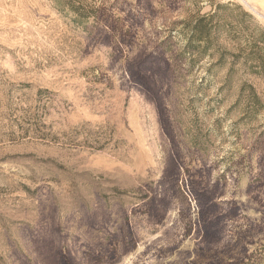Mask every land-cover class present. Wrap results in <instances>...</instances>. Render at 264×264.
Returning <instances> with one entry per match:
<instances>
[{"label": "rangeland", "instance_id": "374dc122", "mask_svg": "<svg viewBox=\"0 0 264 264\" xmlns=\"http://www.w3.org/2000/svg\"><path fill=\"white\" fill-rule=\"evenodd\" d=\"M71 1L0 0V264H264L262 13Z\"/></svg>", "mask_w": 264, "mask_h": 264}, {"label": "trees", "instance_id": "16d2710c", "mask_svg": "<svg viewBox=\"0 0 264 264\" xmlns=\"http://www.w3.org/2000/svg\"><path fill=\"white\" fill-rule=\"evenodd\" d=\"M57 2L62 5L65 6L69 9L70 12H72L75 16V19L78 21H85L86 19H88L89 17V13L86 12L82 6L80 5H76L74 4V2H72L71 0H57ZM96 18V17H95ZM201 23H198L196 25V32L197 33H202L203 32V26Z\"/></svg>", "mask_w": 264, "mask_h": 264}, {"label": "crops", "instance_id": "0c3cea01", "mask_svg": "<svg viewBox=\"0 0 264 264\" xmlns=\"http://www.w3.org/2000/svg\"><path fill=\"white\" fill-rule=\"evenodd\" d=\"M248 2L254 6V8L264 15V2L261 0H248ZM254 4V5H253ZM263 11V12H262Z\"/></svg>", "mask_w": 264, "mask_h": 264}, {"label": "bare ground", "instance_id": "6f19581e", "mask_svg": "<svg viewBox=\"0 0 264 264\" xmlns=\"http://www.w3.org/2000/svg\"><path fill=\"white\" fill-rule=\"evenodd\" d=\"M245 6H247L248 8L252 9V10H256L255 8H253L246 0H240ZM254 5V4H253ZM256 12V11H255ZM263 12V11H262ZM257 13V12H256ZM258 14L261 15V13L258 12ZM257 15V14H256ZM260 17V16H259ZM262 17L264 18V15L262 14Z\"/></svg>", "mask_w": 264, "mask_h": 264}]
</instances>
